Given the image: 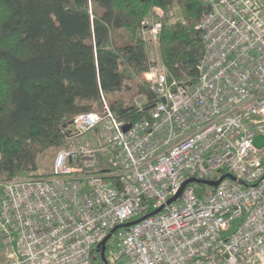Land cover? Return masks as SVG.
Here are the masks:
<instances>
[{
    "label": "built area",
    "instance_id": "built-area-1",
    "mask_svg": "<svg viewBox=\"0 0 264 264\" xmlns=\"http://www.w3.org/2000/svg\"><path fill=\"white\" fill-rule=\"evenodd\" d=\"M201 1L195 82L165 65L155 8L141 29L150 116L125 130L103 98L73 117L74 144L52 174L0 179V245L11 249L0 264H97L117 226L113 264H264V11L255 0ZM224 174L234 178L200 193L189 183L168 204L187 179Z\"/></svg>",
    "mask_w": 264,
    "mask_h": 264
},
{
    "label": "trees",
    "instance_id": "trees-1",
    "mask_svg": "<svg viewBox=\"0 0 264 264\" xmlns=\"http://www.w3.org/2000/svg\"><path fill=\"white\" fill-rule=\"evenodd\" d=\"M155 8L164 12L165 65L195 82L204 55L201 0H0V178L52 174L40 172L39 155L73 146V117L101 108L103 98L126 124L150 116L156 95L138 79L148 69L142 23ZM125 87L136 91L119 94Z\"/></svg>",
    "mask_w": 264,
    "mask_h": 264
},
{
    "label": "rangeland",
    "instance_id": "rangeland-1",
    "mask_svg": "<svg viewBox=\"0 0 264 264\" xmlns=\"http://www.w3.org/2000/svg\"><path fill=\"white\" fill-rule=\"evenodd\" d=\"M142 77H143V74L139 77L138 80H143ZM126 87H127V85H126ZM125 88H124V90L119 92V94L126 96V97H129L136 91L135 87L131 88L130 90L127 88L125 89ZM140 99H144V96H139L136 100H140ZM59 149H61V148L60 147H50L46 151H44L43 153H41L39 155L38 164L40 166V172H42V173L52 172L54 158H55V155L57 154V152L59 151ZM0 179H5V178H0ZM2 242H3V240H0V244ZM10 251H11V249L8 245H6V244L0 245V263L9 259ZM110 260H111V262H113V258H110Z\"/></svg>",
    "mask_w": 264,
    "mask_h": 264
},
{
    "label": "water",
    "instance_id": "water-1",
    "mask_svg": "<svg viewBox=\"0 0 264 264\" xmlns=\"http://www.w3.org/2000/svg\"><path fill=\"white\" fill-rule=\"evenodd\" d=\"M129 128H130V124H126V125L124 126V129H125V130H128ZM256 142H257V144H258L259 146H262V145L264 144L263 136H261V135H260V136H257V138H256ZM226 176H229V177H233V178H234V176H232V174H224V175H222V176H221L219 179H217V180L198 179V178H195V177H191V178L187 179V180L182 184V186H181L180 190L178 191V193L168 201V204H170V203L176 201L177 198L181 195V193H182V191L184 190L185 186H186L187 184H189V183H193V182H195V183H198V184H206V185H210V186H216V185H218L219 182H220L223 178H225ZM160 210H161V209L157 210V212H159ZM155 213H156V212H152L151 214H155ZM144 217H145V216H144ZM144 217H142V218H144ZM142 218L137 219V220H135V221H132V222H130V223H127V224H125V226H130L131 224H134V223L140 221ZM119 227H120V226L115 227V228L112 230V232H111L107 237H105L104 240H103L102 243H101V254H102V258H103L105 264H110V262L108 261V259L106 258V255H105L106 243H107L108 239L111 237L112 233H113L116 229H118Z\"/></svg>",
    "mask_w": 264,
    "mask_h": 264
},
{
    "label": "crops",
    "instance_id": "crops-1",
    "mask_svg": "<svg viewBox=\"0 0 264 264\" xmlns=\"http://www.w3.org/2000/svg\"><path fill=\"white\" fill-rule=\"evenodd\" d=\"M257 1L263 8V11H264V0H255Z\"/></svg>",
    "mask_w": 264,
    "mask_h": 264
}]
</instances>
